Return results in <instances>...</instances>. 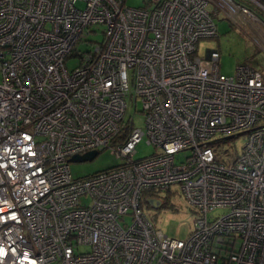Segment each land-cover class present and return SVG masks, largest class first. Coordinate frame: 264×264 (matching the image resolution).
Returning <instances> with one entry per match:
<instances>
[{
  "label": "built area",
  "instance_id": "obj_1",
  "mask_svg": "<svg viewBox=\"0 0 264 264\" xmlns=\"http://www.w3.org/2000/svg\"><path fill=\"white\" fill-rule=\"evenodd\" d=\"M124 1L0 0V264H264V75L194 56L218 8L264 21L237 0ZM143 137L155 151L134 159ZM103 148L121 162L72 177L71 156ZM173 185L197 214L184 237L140 204Z\"/></svg>",
  "mask_w": 264,
  "mask_h": 264
},
{
  "label": "rangeland",
  "instance_id": "obj_2",
  "mask_svg": "<svg viewBox=\"0 0 264 264\" xmlns=\"http://www.w3.org/2000/svg\"><path fill=\"white\" fill-rule=\"evenodd\" d=\"M250 9H252L259 20L264 21V9L253 3L251 0H237ZM145 0H125L124 4L131 7H141ZM80 4V3H79ZM215 8L213 3H209L208 9L212 12ZM218 29V36L200 38L196 42V51L194 56L204 57L207 48H218L220 57L218 67L221 73L227 76H232L235 72L237 64L245 63L254 69L260 71L264 75V33L260 30L256 20L243 17L241 15L227 16L224 11L218 8L214 15ZM91 34L89 37L92 40L101 38L100 31ZM91 44L82 41L76 44V51L82 52L90 48ZM79 64V55L74 54L65 60L67 70L71 71ZM126 111L124 114V122L128 121L133 127H143V113H134L135 108L141 109V102L137 99L134 102L132 95L126 97ZM232 142L235 151H238L243 138ZM155 151L151 144L146 143V137H143L135 146V152L132 158H141ZM185 153L179 152L176 154V161L184 158ZM121 162V159L116 158L110 149L103 148L91 160L69 161L70 173L73 178H83L107 168L113 167ZM161 201L166 203V206L154 208L144 198L141 199V207L153 224L162 232L172 237H184L190 227L193 226L197 218L195 211L187 204L185 198L177 191V187L173 185L169 191H154ZM162 205V203H161ZM225 213L224 209H214L208 216H219ZM129 222L130 217L125 219Z\"/></svg>",
  "mask_w": 264,
  "mask_h": 264
},
{
  "label": "water",
  "instance_id": "obj_3",
  "mask_svg": "<svg viewBox=\"0 0 264 264\" xmlns=\"http://www.w3.org/2000/svg\"><path fill=\"white\" fill-rule=\"evenodd\" d=\"M97 154L96 150L88 151L81 155H73L69 158V161H83L91 160ZM146 201L154 208H159L161 206V201L155 197H146Z\"/></svg>",
  "mask_w": 264,
  "mask_h": 264
},
{
  "label": "trees",
  "instance_id": "obj_4",
  "mask_svg": "<svg viewBox=\"0 0 264 264\" xmlns=\"http://www.w3.org/2000/svg\"><path fill=\"white\" fill-rule=\"evenodd\" d=\"M123 134H124V133H123ZM119 136H120V137H119V140H123V139H124L123 137L125 136V134H124L123 136H122V135H119ZM161 206H166V203L162 201V205H161ZM161 206H160V207H161Z\"/></svg>",
  "mask_w": 264,
  "mask_h": 264
},
{
  "label": "flooded vegetation",
  "instance_id": "obj_5",
  "mask_svg": "<svg viewBox=\"0 0 264 264\" xmlns=\"http://www.w3.org/2000/svg\"><path fill=\"white\" fill-rule=\"evenodd\" d=\"M161 203H162V201H161Z\"/></svg>",
  "mask_w": 264,
  "mask_h": 264
}]
</instances>
